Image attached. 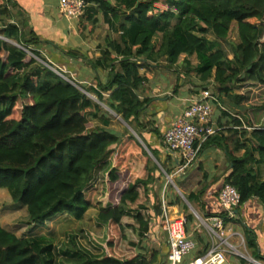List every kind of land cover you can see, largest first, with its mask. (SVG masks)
Masks as SVG:
<instances>
[{
    "label": "trees",
    "instance_id": "obj_1",
    "mask_svg": "<svg viewBox=\"0 0 264 264\" xmlns=\"http://www.w3.org/2000/svg\"><path fill=\"white\" fill-rule=\"evenodd\" d=\"M85 1L86 14L77 20L79 34L84 29L92 32L101 21L108 31L101 58L92 62L96 71L108 72V81L98 82L102 92L98 98L132 126L139 139L120 137L109 128L101 107L71 78L67 81L40 64L36 57L45 60L40 51L43 42L27 24L9 23V5L22 11L12 0H0V18L5 19L0 36L32 53L0 39V190L8 194L13 210L24 209L27 220L22 225L28 227L18 235L22 227L13 231L0 222V264H168L161 250L150 253L144 247L151 223L150 186L160 172L152 158L161 162V154L143 133L163 138L158 129L149 130L152 125L141 122L153 100L139 95L149 81L139 70L163 60L169 70L186 68L187 74L199 79L202 90L213 86L227 119L218 122L221 128L243 127L241 116L247 117L249 111L243 106L245 84L264 86V0ZM233 27L237 44L229 42ZM57 50L65 56V51ZM194 56L195 67L190 62ZM225 98L236 102L227 110L221 105ZM246 119L253 129L242 131L243 141L234 140L239 133L230 129L227 137L221 133L210 137L199 152V156L208 148L227 152L232 171L225 184L239 192L238 209L254 199L264 207V128L252 127ZM96 120L104 128L95 126ZM241 150L243 156H235ZM167 158L174 163L172 155ZM109 161L113 167L106 171ZM187 200L193 203L199 197ZM173 201L172 206L181 204L179 197ZM91 210H97L96 220L106 228L105 244L98 246L96 239H90L84 246L79 237V248L75 237L71 242L78 249L64 250L63 255L53 245L51 251L40 247L48 238L35 235L38 227L63 215L82 223ZM185 212L189 233L196 219L187 208ZM220 216L225 224L232 222L224 212ZM204 239H197L205 244L198 257L210 250ZM245 240L252 257L259 260L249 229Z\"/></svg>",
    "mask_w": 264,
    "mask_h": 264
},
{
    "label": "crops",
    "instance_id": "obj_2",
    "mask_svg": "<svg viewBox=\"0 0 264 264\" xmlns=\"http://www.w3.org/2000/svg\"><path fill=\"white\" fill-rule=\"evenodd\" d=\"M59 1L60 0H12V2L15 3L22 12L18 13V9H14L9 5L8 7L11 15V19L9 20V23H16L17 25H21V26L22 24L23 25L27 24V29L29 31L31 30L34 31L36 35L39 37V39L43 42V44L41 45V49L43 48L45 50L46 48V51L49 50V54L48 53L47 54L50 58V62L55 63L57 65L58 64L63 65L72 74L73 65L71 63V60L75 58L73 57V53L78 48H74L70 52L68 51L69 54L67 55L65 54L64 56L61 54V52L57 50V47L61 48L62 50V46L60 45L59 42H56L55 39L59 38V40L62 42L64 40V43L65 40L68 43V39H69V41H71L72 45L74 46V45H78L77 41L80 42L81 35H79L78 29L74 28V25H77L78 22L74 20L73 21L67 20L61 14L59 10V4H60ZM59 18L65 19V22ZM3 22H5V19L4 17H1L0 27ZM210 36L213 35L211 34ZM81 41L84 42L87 40L81 39ZM84 44L85 43H83V46ZM90 45L92 48L91 50H95L94 51L95 54H92L91 58H88V61L92 60V62H97L101 58L104 44H100V43L97 44L92 42V44ZM87 48H89V46ZM86 50L90 51V49H86ZM63 51L65 50L63 49ZM71 53L72 56H70ZM193 58L197 61V58L195 56ZM90 67L93 68V66ZM156 67L157 66L155 64L150 68H142L139 70L142 76H147L149 78L148 83L140 91L139 95L142 99L153 100L150 106H148L147 110L141 114L142 117L141 122L148 123L149 126L152 125L150 126V128H148L149 130L156 128L160 131L161 136L163 138L162 141L159 140L156 141L157 136L153 132H144L143 135L145 139L149 141V144H151L154 149L159 150L161 156H163L166 159L167 166L165 164V167H167L170 170V173L172 174L177 168V162L175 161L174 156H172L174 161L173 164L167 158L168 153L164 145V135L171 128L173 123H175L179 118L182 117L183 113L186 111V108L190 105V102L198 94L196 93L191 94L190 97L186 98L184 97L185 94L182 93L185 92L183 91L184 89L182 88L180 89L181 92L180 93L178 92L175 95L173 93H168L166 90L167 87L164 88L163 86L164 84H162V81H160L162 80V78L158 80V78H160V75H155L157 72ZM167 71L169 72L170 70L167 69ZM85 72L88 75L91 73L90 70H86ZM93 72H94V77L92 83H86V82L81 83V87L86 86L87 89L83 87L82 89L75 82L77 87L81 88L82 91L86 93L88 96H89V92L95 93L98 96V93H102L98 89V82L100 81L102 83H106L108 81L107 71H101V70L96 71V69L93 68ZM174 75L176 78H179L178 74L177 75L174 74ZM146 87H149L150 89H146ZM105 95H107L106 98H108V94L104 93L103 94L104 98ZM214 119H216V115L215 118L213 117V123L215 128L219 130L217 134L221 133L223 134V136L227 137L228 130L233 129L234 131L239 133L238 136L233 137V139L243 141V137H242L243 127L236 128V127L227 126L225 128H221L218 125H217L218 127H216V124H218L217 122H220L221 120V122L227 123L226 121L227 119L225 118L224 120L221 118V116L218 117L217 121L215 122ZM243 154H244V150H241L240 152H237L235 156L241 157L243 156ZM193 167L190 169V173H188V176L187 173H185V174H181V176L179 175L180 176L179 178L174 179L175 185L173 184L167 185L164 184V182L163 185H161L160 187V190L162 191L161 193H163L164 197H166L167 199V207H168L167 211H165L163 208L162 199H160V197L157 198V195L155 201L153 200L149 203L148 209L151 217V223H150V231L147 234L144 247L150 253L153 251L161 250L163 254L162 256L166 258L169 252L168 234L163 229V223L166 215L168 216L169 219H174L183 216L186 217L185 208L189 210L190 205L194 213H196L199 217L202 216L204 220H208L209 218H213V217H219L223 213V210L221 209L219 203V194L225 184V179L231 174L232 171L231 168L232 166L230 164V160L228 158L227 152L219 148H208L204 150L201 156H199V159L196 162L195 167L194 168ZM262 172L264 175V168L262 169ZM161 179L163 178L160 176V180ZM191 195L193 196L197 195L199 197V200L190 203L187 200V198ZM177 197L181 199V204L177 206H172L171 203L174 202L173 200ZM182 197L185 199V202L187 201L186 204H184L185 202H183ZM194 213L192 214L194 215L196 221L189 225L188 234H190V237L196 241L198 247L199 245L202 246V244H200V241L199 240L197 241L199 237L205 238L204 239L205 242L208 245L211 244L212 246L216 242V239H214L212 235H210V233L207 231V228H206V233H202V230L199 229V225H197V217L195 216ZM235 213L237 218L232 219V222L225 224L226 235L231 236L232 234H235L236 235L234 241L235 244L238 243L240 238L244 244L243 246L245 250L247 251V253L250 254L249 256H251V258L253 259V262L255 264H264V207L260 204L258 200L254 199L250 201L248 204L242 206L240 209H237ZM85 219L82 222L85 223ZM54 223H57V221L53 219L48 221L44 226L38 227L41 233L40 235L39 234H35V235H39V236L42 235V236H46L47 238H50V235L47 236L43 232H45L47 229H49L51 232L53 231L54 233L59 231L61 228V224H58L55 228H53V230H51L52 226H54ZM192 225H193L192 227L193 229L191 231L190 227ZM21 227H22L21 231L24 232H26L28 229L27 226L25 227L22 225L20 226V228ZM246 229H249L256 238L259 256H260L259 260H255L247 248L246 240H245ZM203 245L205 246L204 243ZM183 261L181 264H183ZM224 264H248V262L241 261L240 259L234 257L233 254H227L226 261Z\"/></svg>",
    "mask_w": 264,
    "mask_h": 264
},
{
    "label": "rangeland",
    "instance_id": "obj_3",
    "mask_svg": "<svg viewBox=\"0 0 264 264\" xmlns=\"http://www.w3.org/2000/svg\"><path fill=\"white\" fill-rule=\"evenodd\" d=\"M161 1H164V0H161ZM59 19H61L62 21L65 22V19H63V18H59ZM101 19H102V17H101ZM74 21H77V20H74ZM232 26H234V25H232ZM234 27L232 28V35L230 37L229 42L232 44H237L238 43V37H237L236 30ZM74 28L78 29L79 23L77 25H74ZM107 36H108V31L105 30L104 25L101 21V24L99 26H96L92 32H90L88 29H84V32H83V34H81L80 37L82 40H87V41L83 42L80 39V42L77 41L78 45L73 46L71 41H69V39H68V43L66 42V40L64 43V40L62 42L59 40V38L55 39L56 42H59L60 45L62 46V50L63 49L65 50V54H69V52L72 51L74 48H78L73 53V57H75V58L73 60H71V63L73 65V68H72L73 73L72 74L63 65H59V64L57 65L54 63L52 64V62H50V58L48 56L49 50L46 51V48H45V50L43 48L40 50L42 57L46 61L39 59L35 55L34 56L37 58L39 63L42 64L43 66L48 67V68L51 67V69L53 71H55L57 74L64 76L68 79L71 78L73 80L72 81L73 83L76 82L81 87V83H83V82H86V83H92L93 82L94 72H93V68L90 67V66H92V63H91L92 60L88 61V58H91V55L95 54L94 53L95 50H91L92 48H91L90 44H92V42L97 43V44H99V43L104 44L105 38ZM0 37H2V36H0ZM114 37H118V35H116ZM210 38L213 39L214 37L210 36ZM0 39H5V38L2 37ZM159 40L160 39H158V42H159ZM8 43L13 45V46H16L22 50L25 49V48L21 47L20 45H18V43H16V42L10 41ZM83 43H85L84 46H83ZM261 44L264 47V25H263V37L261 40ZM75 46H77V47H75ZM88 46H89V48H87ZM86 49H90V51H87ZM226 49H227V52L230 51V48L228 46H226ZM27 51H29V50H27ZM66 52H68V53H66ZM70 56H72V53ZM93 60H94V58H93ZM190 62L192 63V65L194 67L197 65V61L194 58H192L190 60ZM157 65H158L156 67L157 72L155 75H160V78H158V80L162 78V80H160V81H162V84H164L163 85L164 88L167 87L166 90L168 93H173L175 95L178 92L180 93L181 92L180 89L182 88V89H184L183 91H185V92H182L185 94L184 97L188 98L191 96V94H195V93L197 94L198 93L197 90H199V91L202 90V86H201V83L199 82V79L193 75L187 74L186 68H177L175 70H170L168 72L166 62H164L163 60H161ZM86 70H90L91 73L88 75L85 72ZM151 71H153V70H151ZM174 74H176V75L178 74L179 78H176ZM175 78H176V81H175ZM82 87L86 88V86H82ZM88 89H89V87H88ZM146 89H150V88L146 87ZM209 89L213 93H215V94L217 93V89L213 88V86H210ZM241 92L247 98V100L243 103V106L248 107V110H249L247 117L241 116L243 119V122H244L242 131L243 132L244 131L250 132L253 129V128H250V125H248L246 118H249V120L252 124V127L264 128V86L245 84L241 88ZM88 97L95 104H97L101 107L102 116H105L107 118V120L110 121V125H109L110 129H113V131H115L117 134H119L120 137H122L123 139L128 135H133L137 139H139L138 134L135 131V129L132 126H130L128 123H126L121 116H119L114 111H112L108 105L102 103L99 100L97 94L89 92ZM106 97H107V95H105V98ZM223 102H224V104H223ZM223 102L221 101V103H222L221 105H222L223 109H225V110L228 109L230 104L236 103L233 98H225V99H223ZM215 108H216L215 109L216 119H214V122L217 121V118L220 116L222 119H225V116L223 115V110L219 109L218 106H216ZM232 114L236 115L235 112H232ZM215 115H214V118H215ZM142 121H144V120H142ZM94 124H95V126H98L100 128H104L103 124H101V122L99 120H96L94 122ZM217 125L218 124H216V127H218ZM225 127H227V126H225ZM156 141H158L157 137H156ZM140 142H142V141L140 140ZM147 143H149V141H147ZM152 159H153V162L158 166L162 176H161L160 172L157 173L155 183L150 186V196H151L150 202L153 200L155 201L156 195H157V198L160 197V199H164V198L166 199V197H164V194L161 193L162 191L160 190V187H161V185H163V182H164V184H167V185H172V184L175 185L174 179L179 178L181 176V174H185V173H187V176H188V173H190V169L192 168L191 167L190 169H187L186 171L181 173L180 176L179 175L176 176L177 175L176 170L171 175H169V174L167 175V173L165 172V170L162 166L165 164L167 166L166 159L163 156H161V162L157 161L154 158H152ZM112 167H113V163L111 161H109L104 170L109 171V170H111ZM170 167H172V166H170ZM194 167H195V165H194ZM160 176L163 179L160 180ZM182 200H183V202H185V199L183 197H182ZM186 203H187V201L184 204H186ZM12 210H13V207L11 205V199L9 198L8 194L5 191L0 190V222L3 223L5 225V227L8 228L9 230L15 231L16 229L19 228V226L26 223L25 221L27 220V218H26V212L24 211V209H22L20 211H12ZM188 211L190 214L194 213L191 205L189 206ZM97 214H98L97 210H91L86 216L85 223L82 222L83 224H81L79 222H75L68 215H63V216L57 218L55 220V221H57V223H54V226H52L51 230H53V228H55L58 224H61L60 230L57 231L56 233H54L53 231L51 232L49 229H47L45 232H43L47 236L50 235V238L44 240L43 243L40 244V247L45 248L46 250L50 249V251H51L53 248L52 247V243H53V246H55L57 249L56 253L60 254V249H61L62 255H63L64 250L65 251L67 250L70 252L76 251V245L75 246L72 245V242H71V239L75 238V237H76V240H78L79 237L82 238V240L84 242L83 243L81 242V243L84 246H86V243H90V239L92 241H94V239H96L98 241V243L96 242V244H98V246H100L101 244L102 245L105 244L106 228H105V226H102L97 222V220H96ZM148 214L150 215L149 211H148ZM183 217L186 219L185 216H183ZM200 221L202 223L204 222V219L202 216L200 218L197 217V225H199V229L202 230V233H206V226H204L203 225L204 223L202 224ZM50 225H51V223H50ZM192 227H193V225L190 227L191 231L193 229ZM207 231H208V229H207ZM84 232H86V233H84ZM24 233H25L24 231H20L18 234L24 235ZM39 233H40V231H38L37 234H39ZM82 233H83V235H82ZM51 234H52V236H51ZM86 235H88V236L91 235V236L87 237ZM188 235L190 236V234H188ZM235 238H236L235 234L228 236L229 243L232 244L234 247H236L238 252H240V254H238L235 251H233L234 257L240 259L241 261H247L248 264H255L253 262V259L251 258V256H249L250 254L247 253V251L245 250V248L243 246L244 244L241 241V239L239 238L238 243L235 244V242H234ZM79 245L81 246V244H79ZM79 245H78V247H79ZM209 246H211V244ZM204 247L205 246L203 244H202V246L199 245V247H197V250L191 256L184 259L183 264H187V263L191 262L192 260L196 259L199 255L200 251L204 250ZM83 248H85V247H83ZM91 249H92V247H91ZM92 250H94V249H92ZM168 251H169V248H168ZM47 256H50L49 252H48ZM191 257H192V259H191ZM164 261L169 264L168 254H167V257L164 259Z\"/></svg>",
    "mask_w": 264,
    "mask_h": 264
},
{
    "label": "built area",
    "instance_id": "obj_4",
    "mask_svg": "<svg viewBox=\"0 0 264 264\" xmlns=\"http://www.w3.org/2000/svg\"><path fill=\"white\" fill-rule=\"evenodd\" d=\"M59 3L61 14L70 21L83 17L88 8L85 0H60ZM5 40L10 42L7 39ZM24 50L27 51L29 49ZM29 51L27 52L32 55L31 51ZM62 77L69 81L68 78ZM218 104L219 101L216 94L209 88L202 90L190 102L182 117L173 123L171 128L165 133V149L170 155L174 152L176 154L174 156L175 161L177 159L179 162L176 168L177 175L196 164L202 145L219 132L213 123L215 107ZM240 202L241 197L237 189L229 184H224L219 194V203L229 219L237 218L235 212L239 208ZM162 204L164 210L167 211V200L165 198L162 199ZM194 214L200 218L196 213ZM203 223L210 235L216 239V242L204 256L197 257L187 264H224L227 254L234 255L233 251L240 254L236 247L229 243L228 235L225 233V217L209 218L204 220ZM163 229L169 238V264H181L185 258L191 256L197 250L196 241L187 234L186 219L184 217L169 219L166 215Z\"/></svg>",
    "mask_w": 264,
    "mask_h": 264
},
{
    "label": "water",
    "instance_id": "obj_5",
    "mask_svg": "<svg viewBox=\"0 0 264 264\" xmlns=\"http://www.w3.org/2000/svg\"><path fill=\"white\" fill-rule=\"evenodd\" d=\"M173 156H176V154L174 153V152H172L171 153ZM176 162H177V164L179 165V162H178V160L176 159Z\"/></svg>",
    "mask_w": 264,
    "mask_h": 264
}]
</instances>
